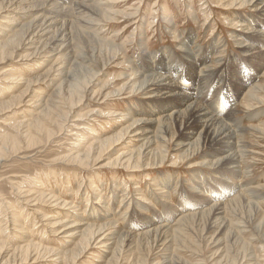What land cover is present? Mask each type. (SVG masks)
Listing matches in <instances>:
<instances>
[{
    "label": "rangeland",
    "instance_id": "1",
    "mask_svg": "<svg viewBox=\"0 0 264 264\" xmlns=\"http://www.w3.org/2000/svg\"><path fill=\"white\" fill-rule=\"evenodd\" d=\"M77 1L79 3L82 0L56 1L57 5L61 4L59 9L67 8L69 11L64 17L54 18L59 21L58 28L64 22L67 24L66 21L72 25L71 30H68L69 43H71L69 53H71L67 55L74 56L75 59L72 58L71 61L63 56V59L55 61V58L49 56L52 45L45 47L43 43H39L15 51L9 60L0 63V87L7 89L6 96L15 92L14 89L9 90L8 83L3 80L9 77L10 73L32 79L31 84H28L30 89L25 85L19 90L16 89L14 93L16 95L23 89L27 90V96L25 93L22 100L24 103L14 105L11 108L13 110L10 109L4 113L5 115L0 116V131L7 134L14 132L11 127L13 123L17 124L28 118L30 106L28 104L25 106V103H29V100H32L31 105L36 102L38 93L43 94L44 97L52 96L58 93L57 88L60 85L62 89L59 93L65 95L64 92L73 82V85L77 84V88L81 87L83 84L81 82H84L82 91L86 87L82 92L84 97L81 103L72 108L68 121L58 134L51 137L49 146H45V139H40L38 142L41 143H38L37 147L23 149L21 153H16L17 156H14L15 153L14 155L7 153L6 156L1 157L0 230L4 228L7 230L0 234V240H8L1 249L0 264H14V262L33 264L32 261L22 263L24 254L21 251L13 252L20 239L17 241L14 237L12 230L14 228L9 222L14 223L11 218L12 210V213H23L21 223L31 231L28 242L42 244L46 248L54 249L56 253L68 251L70 255V259L66 256L61 261L58 259L57 262L60 263L52 262L57 257L46 256L37 264H108V262L109 264H264V16H253L252 19L251 16L257 9L239 1L232 3L228 0H96L85 17L90 25L76 26L75 19L79 17L75 13V6L78 7ZM24 2L26 8L36 5L32 0H24ZM107 2L110 4L106 5ZM47 3L42 6L45 8L47 6L49 10L44 9L48 12L45 17L50 18L51 3ZM1 6L3 3L0 4V8ZM258 8L260 9L261 6ZM0 11L3 14L5 9ZM30 15L32 16L20 20L22 25L32 23V19L37 16L36 13ZM238 30L258 33L255 36H252L254 35L252 33L248 38L240 36ZM50 36L51 34L47 35L42 41L47 42L44 40L50 39ZM184 40L186 46L182 44ZM241 42L249 43V46L254 47L250 52L256 53L255 57L245 56L246 51L242 48ZM186 49L192 51L193 59L205 58L204 69L215 67L212 77L208 72L204 73L206 78H200V75H204L200 73L203 65L198 67V70L188 69L185 62L180 60L182 51L189 52ZM33 52L37 55L32 54ZM187 53L186 59L192 60ZM167 56L173 58L168 60ZM44 58L49 62H45ZM55 62L64 68L62 73L59 70L55 71L56 68L48 71L56 64ZM150 62H154L152 68L154 70L151 71L148 70ZM170 64L172 66L179 64L177 75L170 77L173 84L180 85L182 92L178 89L170 95L181 92L178 105L183 107L180 111H186L196 102L197 104L200 102L202 108L207 106L210 111L216 107L220 109L219 111L223 109V114L218 116L222 121L220 120V124L217 125L225 128L224 135L232 134L227 136L226 141L231 144L230 152H238L241 172L229 170L223 173L224 170L218 168L221 164H210L220 156L213 159L214 149L203 143L202 139L199 140V148L190 152L187 158L183 154L186 149L181 148L180 153L176 151L179 140L181 143H186L197 139L202 128L188 131L196 134H193L192 140L184 141L182 136L177 137L183 132L181 127L179 129L173 126L172 119L168 124L170 123L173 132L170 130V134L164 135L158 150L152 155L157 158L153 159L156 163L161 162L163 158L161 168H158L159 164L157 168L153 167L155 169L145 173L141 171L131 173V170L130 172L123 166L110 165L118 156L122 155L123 158V154L138 150L141 143L131 137V130L128 129L131 122L128 119L122 121L119 118L122 116H119L116 121H111L112 119L107 116L116 112L125 118H132L131 115L125 116L131 106L134 108L137 106L139 110L150 101L143 99L147 97L143 92L129 93V85L143 78L142 75H138L133 81H129L131 76L133 74L135 76L139 71L145 76L155 73L165 77L167 70L172 67L169 66ZM222 65V73L217 74L216 69H221L219 66ZM66 80L69 81L64 84ZM94 93L99 95H93ZM190 94L196 97L183 101ZM68 100L70 102V96ZM175 103L176 101L153 100L152 106L158 114L169 107L167 112L169 114L173 107L177 106ZM78 117L81 119L75 121ZM74 124L78 126L73 127ZM94 131L98 138L110 137L118 133H124L125 136L123 140L107 146L101 153L100 161L95 160L88 167L52 164V160L67 155L69 150L75 149L72 146L76 143H89L92 138L91 133ZM73 133L77 135L71 136ZM233 143L235 144L232 145ZM98 152L96 151L94 156L96 159L99 158ZM52 169L56 170L57 174L55 173L56 177L54 175L53 179L49 180ZM147 173H151V176L144 179ZM24 177L34 180L35 183L32 185L33 182H26ZM92 180L96 189L90 188L89 181ZM51 181V185L53 184L51 192L70 203V206H73L71 210L77 209L78 212L89 213L92 208L100 211L109 208L111 214L114 212L116 215L110 217V220L115 223L114 229L118 232L114 234L113 240L119 243L116 242V245H110L108 248L93 244L84 251V245L75 247L77 239L66 238V234L55 238L50 235V229L45 231L43 227L45 224L42 225V222L35 220L37 215L38 217L47 215L53 220L59 217L58 212L61 213L60 218H63L62 213L67 212V209L51 208L52 204L48 202L26 208L21 198L16 196V190L22 187V190L29 192L39 191L43 189V185L46 186ZM156 184L158 186H155ZM156 187L158 191L154 189ZM129 200L132 204L130 206ZM7 202L12 204L11 211ZM215 203H222L220 207L223 212L221 211L218 216L213 214ZM34 209H37L35 215L31 213ZM185 213L188 216L186 219ZM34 220L38 223L35 225L36 229L33 227ZM163 229L167 231V235L162 232ZM122 233H125V236L120 237ZM67 240L68 242H65ZM110 248L113 249V254ZM75 254L80 255L72 257ZM72 258L74 261L71 260Z\"/></svg>",
    "mask_w": 264,
    "mask_h": 264
},
{
    "label": "bare ground",
    "instance_id": "2",
    "mask_svg": "<svg viewBox=\"0 0 264 264\" xmlns=\"http://www.w3.org/2000/svg\"><path fill=\"white\" fill-rule=\"evenodd\" d=\"M56 1H58V0H42V1L41 0L40 1L32 0V3L36 4V5L33 7L31 6V8H26V6L23 5L25 3L24 0H0V4L3 3V6H1L0 9H2V10L5 9V11H4L5 15H4V13L3 14L0 13V63H3V61H5L6 59L9 60L10 56L13 55L15 51H18L21 48L24 49V48H26V46H29V45L31 47L33 44H35V46H36V44H39V43H43V46H45V47L48 45H50V46L52 45L51 46L52 49L49 52V56L51 55L50 58H53V59L55 58V61H58L60 58L63 59V56L66 57L67 59H71V61L73 60L72 58H74V59L76 58L74 56H68L67 55V53H69V49H71V47H70L71 43H69L70 31L68 33V30H71L72 25L70 23H68V21H66L67 24L64 22V24L62 25L60 23L61 27L58 28L57 26L59 25V21L57 22L56 20H54L55 17L66 16V14L68 13L69 10L67 8H65V10H62L64 8L59 9V6H61V4L57 5ZM94 1L96 2V0H82L79 3L77 1L78 7L75 6L76 7L75 13H77L78 16L79 17L81 16V17L79 18L76 16L77 17L75 19L77 22L76 26H79V24H81V25H88L89 24V22L86 21L85 17H86V13L93 7L92 3ZM228 1L232 2V3H237L238 1L243 2V4L248 5L250 8L257 9L255 11L256 13L252 14V16H251L252 19H253V16H257V15L264 16V0H228ZM47 2L51 3V4H49V5H51L50 11L52 12L51 13L52 17H50V18L45 17V15L48 14V12H46V11H48L49 9H47V6H46V8L42 6L43 4H46ZM4 3L6 5H4ZM109 4H110V2L106 3V5H109ZM64 5H66V4H64ZM259 6H261L260 9L258 8ZM44 9H46V11H44ZM33 13H36V15H37L35 17V19L34 18L32 19L33 22L32 23L29 22V24H23L22 25L20 20L21 19L24 20V19L28 18L29 16H32L30 14H33ZM134 18L137 19V17H134ZM75 20H74V22H75ZM79 20L82 23L81 22L79 23L78 22ZM61 22H62V20H61ZM135 24H136V22H135ZM26 26H29V27L25 28ZM18 27H20V28L18 29ZM249 29L247 31H249ZM245 31L244 30H238V32H240L239 35L240 36H247L249 38L252 35V33H254V35H252V36H255L258 33L257 31L251 32V33L245 32ZM250 31H252V30L250 29ZM49 34H51V36H50L51 38L50 39L46 38L44 41H47V42H43L42 39L44 37H47V35H49ZM52 34H53V36H52ZM182 44L184 46H186L185 40H184V42H182ZM240 44L242 45V48H244L246 51L245 56L251 57V58L255 57L256 53L250 52V50L252 51L254 49V47L252 48V46H249L250 45L249 43H242L241 42ZM48 48H50V47H48ZM188 48H189V46H188ZM186 50H189V49H186ZM187 52L188 51H185V52L182 51L181 52L180 60H183L185 62V64L187 65V67L190 71L198 70L199 69L198 67H201L203 65V68L200 70V73L204 74V73L209 72V73H211V75L209 74L210 77L213 76V71L215 70L214 69L215 67L214 68L210 67L208 69H204V67L206 65V63L204 62L205 58L203 57V58H198V59L194 58L193 59L191 56V55H193V54H191L192 51L189 50V52L188 53ZM34 53L35 52H33L32 54H34ZM186 53L189 55V57L192 58V60L186 59V57H185ZM161 54H163V52ZM196 55H197V53H196ZM171 58H173V56H167L168 60H170ZM53 59H51V60H53ZM144 59H146V58H144ZM44 61L47 63L49 62L46 58H44ZM148 61H150V60H148ZM152 61L153 60H151V62ZM183 61H182V63H183ZM146 62H147V60H146ZM157 63H158V61H157ZM31 64H30V66H31ZM33 64H35V63H33ZM39 64H37V65H39ZM169 66H172V64H170ZM178 67H179V64L177 66H172L170 68L171 71L167 70V74L165 77H163V75H155V73L152 74L151 76H145L142 72H139L138 70L137 71L139 73L136 72L135 76H134V74L131 76L129 81H131V80L133 81L134 78L137 77L138 75H142L143 78L139 82L132 83V85H129L130 86L129 87V90H130L129 93L132 94L133 92H138V93L143 92V95L147 96L146 98H143V99L149 100L150 102H147L145 104V106L143 105V107L139 110L137 109V106L135 108L131 106L130 110L128 111V114H126L125 116L131 115L132 118H125V117H123V115H118L116 112L115 113L113 112L114 114L110 113V115L108 114L109 116H107V115L106 116L111 118L112 119L111 121H116L119 116H122V117H119V118H121L122 121L125 119H128V121L131 122V124L129 125V128H128L131 130L130 131L131 137L134 140H136V142H140L141 145L139 146L138 150L133 149L134 151H132L128 154H123L124 155L123 158H122V155L118 156L117 159H115V162L110 163V165H114L116 167L118 165L123 166L124 168H126V170H129V171L131 170L132 171V172L130 171L131 173H133V172L136 173L137 171L138 172L141 171V172L145 173L146 171H150V170L155 169L153 167L157 168V165H159V164H160V166H158V168H161V162H162L163 158H161V162L157 161L159 163H156L155 160L157 158L152 156V155L154 154V152L156 150H158L159 144H161V141L164 139L163 138L164 135L170 134L169 132L171 130L170 129L171 127L169 126L170 123L168 124V122H169V120L172 119L173 120V126H175L177 128L179 127V129L181 127V130L183 132L181 134L179 133L180 135H178L177 137L179 138L180 136H182L183 137L182 139L184 141H188V140L193 139L194 133H191L192 130H198L199 128H202V132L199 134L197 139H193L192 141L186 142V143L185 142L181 143L179 140L178 141L179 143L176 144V151H178L180 153L181 148L186 149L183 154H185L186 158H187V156H190V152L192 153L193 150H197V147L200 144L199 140L202 139L203 143H205L207 146L209 145V147L214 149L215 156L213 157V159L214 158L217 159V157L220 156L214 162L213 161L210 162V164H217V165L221 164L219 167L218 166L217 167L222 168L224 170V171H222L223 173L225 171L227 172L229 170H232V171L237 170V171L241 172L239 161L237 158L238 152H235V151H234L235 153H232L233 151L230 152L231 144L229 145V143H227V141H226L227 136L229 134L227 136L224 135L225 128H223L222 126L220 127V125H217L220 122V120L222 121V119H220L218 116L220 114H223L222 113L223 109H222V111H219L220 109L218 110V108L216 107V108H214L213 111H210V109L207 108V106H204L202 108L203 105H201L200 102H199L200 105L197 104V102H196V104H191L189 106V108L186 109V111H182V110L180 111V108H182L183 105H180V104L178 105V103H180V97H181L180 93L182 91L180 90V85L173 84V81L171 79L174 74L177 75ZM219 67H221V69L220 68L216 69V71L218 72L217 74H221L222 70H223V68H222L223 65L219 66ZM26 68H27V66H26ZM53 68H56L55 71L59 70L61 73H62V69H64L58 64V62L56 64H54L52 67H50L48 71L52 70ZM149 68H150V69H148L149 71L154 70V69H152V68H154V62L151 63ZM145 70H146V68H145ZM145 70H143V72ZM46 73H48V72L46 71ZM16 75L17 76H15V74H13V73H10L9 77H5V79H3L4 81H6L5 83H8L7 85L9 86V90L11 89L13 91V89H14V91L16 92V89L19 90L23 86H25V85L28 86V84H31L32 79H28L25 76H24L25 78H23L22 75L21 76L20 75L18 76V74H16ZM56 75H59V74L56 73ZM43 76H45V75H42V77ZM170 76H172V77H170ZM205 76H206L205 74L200 75V78L204 79L207 77V76L206 77ZM83 80H84V77H83ZM35 81H38V80H35ZM39 81H40V78H39ZM68 81L66 80V82L64 84H66ZM77 82H78V80H77ZM33 83H34V81H33ZM62 83H60V84L64 85ZM73 83L70 84L69 89L64 92L65 95L64 94L61 95L59 93V90L62 88L60 87V85H58L59 86V88H57L58 93H56L52 96H48V97H44L43 94L38 93V97H36L37 100H35L36 102H34V103H36L35 105H34V103L32 105L30 104L32 100H29L28 101L29 103H25V106L27 104H28V106H30L28 109V111H29L28 118L27 119L25 118V120H23L17 124L13 123L11 127L13 128L12 130L14 132L12 134H7V133L3 132L2 130L1 131L3 133L0 131V155H1L0 160H2L1 157L6 156L7 153H9V154L13 153V155L15 153L14 156H17L16 153H21L23 149H26L29 147H34L36 145L38 146V143H41V142H38L40 139H45V146L46 147L51 144V137H53L55 134H58L61 131L64 124L68 121L69 115H71V113H72V108L79 106V103H81V100L84 97V94H82V92L85 91L86 87H84L83 91H82V87L84 86L83 84H85V83L81 82L83 84L81 85V87L79 86V88H77L78 87L77 84L73 85ZM244 83H246V81ZM240 87H242V86H240ZM0 88H2V87H0ZM30 88L31 87H29V89ZM178 89L181 91L180 93L178 92L175 95H170L173 92H176ZM26 91L27 90L23 89L19 92V94L15 95L14 94L15 92H12L9 96H6L7 89H5V88L0 89V116L3 115L4 113H6V111L13 108L14 105L24 103L22 100H23V97L25 96ZM27 93H26V96H27ZM93 95L98 96L99 94L94 93ZM69 96L71 97L70 102L68 100ZM195 97L196 96L194 94H190L189 96L184 98L183 101H188V100L195 98ZM33 99H34V96H33ZM153 100H162L165 102L166 101H168V102L176 101L175 104L177 106H174L173 110L171 109L172 111L169 114H167V112L169 111V107H168V109H165L160 114H158V111H156L155 108L152 106ZM146 107H147V109H146ZM218 107H219V105H218ZM232 109H234V108H232ZM11 110H13V109H11ZM225 114L227 115L226 112H225ZM154 116H157V117L154 118ZM135 117L136 118L140 117V118L139 119H133ZM80 119L78 117L77 119H75V121H79ZM227 119H228V117H227ZM229 119L231 120L232 118H229ZM203 120H204V122H203ZM223 120H225V119L223 118ZM192 124H193V126H192ZM77 126H78V124L73 125V127H77ZM173 126H172V128H174ZM75 129H84V128H75ZM126 130H127V128H126ZM190 130H191V132H188ZM91 134H92V138H91V140H89V143L88 142L86 144H83L81 142L76 143L77 146L76 145L72 146L75 149L69 150L67 155L59 156L58 158L52 160L53 161L52 164H63L65 166L75 164V165H79L82 167H88V166H90L91 162L93 163L95 160L98 161L102 157L101 153L104 152V149L107 146H111L113 143L120 141L121 139L123 140V138L125 136L124 133H118L117 135H113L110 137H104V138L99 137L98 138L97 133L95 131L92 132ZM72 135H77V134L73 133V134H71V136ZM190 135H192V136H190ZM230 135H232V134H230ZM96 137H97V139H95ZM42 142H43V140H42ZM234 144L235 143H233L232 145H234ZM235 148H236V146H235ZM96 151H99L98 152L99 158H97V159H96V157H94ZM140 151H142V152H140ZM153 159H155V160H153ZM173 165H174V163H173ZM55 171L56 170H54V169H52L50 171L51 177L49 180H51V178L53 179L54 175L56 177L57 173ZM132 175H134V174H132ZM149 176H151V173L145 174L144 179L145 178L148 179ZM58 178H60V177H58ZM66 180H68V179L66 178ZM22 181H23V179H22ZM25 181L28 183H32L34 180L31 181L30 179L28 180V178H27ZM35 181H37V180H35ZM52 181L48 182L50 185L46 183L47 184L46 186H44V185L42 186L43 187V189L41 188L42 190H39V191L36 190L35 192H31V191L29 192V190L28 191L22 190V187L19 188V190L18 189L16 190V192H17L16 196L21 198V200H22L21 202L23 203V205L26 206V208L39 206V205H41L40 203H47L48 202V203L52 204L51 208L59 209V210H60V208H66L67 209V212L62 213V214H64L63 218H60V214H61L60 212H58L59 217L57 219H53V220H50L51 217H48L47 215H42L41 217H38V215H37L35 220H39L40 222H42V225L45 224V225H43L45 231L50 229V232H49L50 235L55 237V238L59 237L61 234H66V238H72L73 237V238L77 239L78 242L75 244V247L76 246L80 247L81 245H84L85 246L84 251L88 250V248L90 246H92L93 244H95V245L100 244L101 247L108 248L110 245L113 246V244L116 245L117 243H119L117 240H115V241L113 240L114 234L118 232V231L116 232L117 229L116 230L114 229L116 227V226H114L115 223H113V221L110 220L111 219L110 217H112V216L115 217L114 215H116V214H114V212H112V214H111L109 208H105L103 211L92 208L89 213H84V212L81 213V212H78L77 209H74V210L72 209L73 213H71L72 212L71 208L73 206L71 207L70 203L66 202L65 200H62L61 197L56 196L51 192V190H52L51 186L53 185V184L51 185ZM34 183L35 182H33L32 185ZM36 184H37V182H36ZM89 185H90L91 189L95 188V182L93 180L89 181ZM27 186H28V184H27ZM36 186H38V184ZM155 186H158V185L156 184ZM80 187H81V185L79 186V189H80ZM154 189H156L158 191L157 187ZM79 191L77 190V192H79ZM123 201H124V199H123ZM130 202L131 201L129 200V202H128L129 206L132 205V204H130ZM222 203H220V204L215 203V206L213 207V211H214L213 214L214 215L216 214L218 216L221 214L222 207H220V205H222ZM11 205L12 204L8 203L9 211L12 210ZM72 205H74V204H72ZM36 210L37 209H34L31 213H34V215H35ZM12 211H11V215H12L11 218H13L14 223H13V221H9V222L11 223V226H13V228H14V229H12L13 233L15 234L14 237L17 239V241H19V239H20L17 247H15V250L13 252L16 253L17 251H19V252L21 251L24 254V258H22L23 259L22 263H28V261H30V262L32 261L33 264L34 263L37 264L40 261H42V258H45L46 256H50V257H54V258L57 257V259L52 261L54 263H60V262H57V260L60 259L59 261H61L64 256H66V258L68 257L70 259V257H69L70 255H69L68 251L56 253V251H54V249L46 248L42 244H41L42 245L41 246L40 244L35 243L33 241L28 242L29 233L31 231L26 226H24L25 224L21 223V221H23L22 220V214L23 213L22 212L21 213L18 212L19 214L17 212L12 213ZM213 214H212L211 218L213 217ZM187 217L188 216L186 214V217H184V218L186 219ZM214 218H216V217H214ZM35 220L33 222L34 228H35V225L38 224L35 222ZM211 223H213V222H211ZM16 227H18V229ZM169 227H171V226H169ZM6 230H7L6 228L0 230V234L4 233ZM165 230H168V228H165ZM163 231H164V229L162 230V232ZM156 232L158 233V231H156ZM44 233H46V232H44ZM163 233L165 235H167L166 234L167 231H164ZM123 236H125V233L120 234V237H123ZM7 240L8 239H6V240L1 239L0 240V258H1V253H2L1 249H3L4 244L6 243ZM65 242H68V240ZM105 244H108V245H105ZM111 250H112V254H113V249H111ZM79 255L80 254H75L72 257H75V256L79 257ZM73 259L74 258H72L71 260H73ZM71 260H70V262H71ZM15 261H16V259H15ZM14 264H15V262H14ZM73 264H75V263H73ZM108 264H109V262H108Z\"/></svg>",
    "mask_w": 264,
    "mask_h": 264
}]
</instances>
